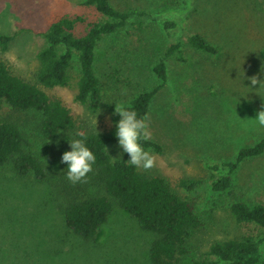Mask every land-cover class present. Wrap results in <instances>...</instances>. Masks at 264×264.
<instances>
[{
  "label": "rangeland",
  "instance_id": "obj_1",
  "mask_svg": "<svg viewBox=\"0 0 264 264\" xmlns=\"http://www.w3.org/2000/svg\"><path fill=\"white\" fill-rule=\"evenodd\" d=\"M84 0H0V32L17 33L1 55L13 71L32 79L39 65L37 52L44 44L39 33L63 16L82 15L86 22L101 18ZM116 7H139L159 17L149 21L146 32L128 27L101 41L95 70L101 80L102 103L96 111L76 102L80 73L77 58L70 68V85L51 93L71 107L81 127L107 132L115 126V104L159 83L154 66L165 48L177 39L184 45L185 61L169 59L168 81L155 95L147 117L150 140L161 152L148 148L155 163L148 173L167 179L172 189L192 201L203 224L188 242L189 261L216 241L256 233L253 224L239 223L231 211L235 201L264 203V155L243 163L233 173V186L215 191L210 182L188 191L178 185L182 177L209 179L208 162L234 159L239 149L264 137V127L254 116L264 100L250 86L248 77L264 79V0H111ZM190 17L218 48L208 55L190 47L185 31L177 26L171 35L162 21ZM86 23L77 26L81 34ZM256 85L254 87H258ZM264 95V88L259 89ZM243 95V96H242ZM27 148L38 154L41 140L33 137ZM114 158L127 159L109 145ZM48 176L32 171L20 174L13 162L0 167V264L30 259L37 264H153L149 248L154 235L141 228L127 210L116 207L99 228L96 238L85 241L65 225L66 200L86 189L84 182H69L58 162L48 163ZM87 177V176H86ZM66 184L74 185L69 191ZM69 192V193H68ZM264 260V245L262 247Z\"/></svg>",
  "mask_w": 264,
  "mask_h": 264
},
{
  "label": "trees",
  "instance_id": "obj_2",
  "mask_svg": "<svg viewBox=\"0 0 264 264\" xmlns=\"http://www.w3.org/2000/svg\"><path fill=\"white\" fill-rule=\"evenodd\" d=\"M83 3L94 7L101 18L86 22L82 15L63 16L39 32L44 44L37 52L39 65L32 79L15 73L1 55L10 48L17 33L0 32V167L11 161L20 174L32 171L38 178L45 179L47 164L59 162L61 153L69 148L68 140L83 139L96 156L84 184L86 189L96 187V192H85L66 200L65 225L75 235L85 241L94 240L99 228L118 207L127 210L143 230L155 236L149 248V259L153 264H264L263 202L249 204L239 200L231 205L239 223L253 224L259 231L216 241L196 258L184 260L189 253V240L203 224L193 202L174 191L165 177L137 170L126 158H114L109 145L117 142L115 126L107 132L81 127L65 100L51 93L54 88L70 85V68L76 57L80 73L75 100L96 111L103 96L101 80L95 70L101 41L130 26L138 33L146 32L149 21L159 20L147 9H122L114 6L111 0H84ZM81 23H86V29L77 34V26ZM177 26L185 31L187 42L193 49L208 55L218 53V48L200 30L192 27L188 15L181 21L166 18L161 24L167 35H171ZM171 57L185 61L181 39L168 45L156 61L154 72L159 83L135 94L127 105L145 118L146 123L155 95L168 81ZM35 136L41 140L38 154L27 148ZM143 143L146 148L161 152L159 143L150 139ZM263 155L264 137L241 147L234 159L222 163L208 162L212 171L209 179L182 177L178 185L191 191L210 182L215 191L228 190L233 186V173L246 161ZM66 186L69 191L74 188L71 184ZM11 264L37 263L26 259Z\"/></svg>",
  "mask_w": 264,
  "mask_h": 264
},
{
  "label": "clouds",
  "instance_id": "obj_3",
  "mask_svg": "<svg viewBox=\"0 0 264 264\" xmlns=\"http://www.w3.org/2000/svg\"><path fill=\"white\" fill-rule=\"evenodd\" d=\"M261 72L264 73V70L261 69ZM248 79L250 80L248 86L256 89L255 92L264 100V95H261L259 91L264 88V79H258L255 75ZM256 85L259 86L254 87ZM114 104L113 115L119 117L114 121V135L118 148L123 154H127L126 161L137 170L151 169L154 166L155 158L143 143L151 138L145 118L124 104ZM254 118L259 126L264 127V105L257 110ZM68 142L69 148L61 153L58 163L65 165L61 171L64 172L66 179L76 184L82 182L92 171L96 156L83 139H72Z\"/></svg>",
  "mask_w": 264,
  "mask_h": 264
}]
</instances>
